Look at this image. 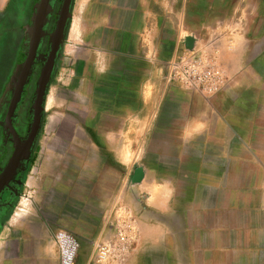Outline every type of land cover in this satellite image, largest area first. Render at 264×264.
I'll return each instance as SVG.
<instances>
[{
    "label": "crops",
    "instance_id": "1",
    "mask_svg": "<svg viewBox=\"0 0 264 264\" xmlns=\"http://www.w3.org/2000/svg\"><path fill=\"white\" fill-rule=\"evenodd\" d=\"M202 30L221 74L211 93L165 78ZM263 69L264 0H73L37 181L69 205L101 181L74 234L90 244L124 229L128 246L90 264H264ZM66 163L73 171L59 172ZM17 210L1 228L0 264H58L43 218L28 203Z\"/></svg>",
    "mask_w": 264,
    "mask_h": 264
},
{
    "label": "flooded vegetation",
    "instance_id": "2",
    "mask_svg": "<svg viewBox=\"0 0 264 264\" xmlns=\"http://www.w3.org/2000/svg\"><path fill=\"white\" fill-rule=\"evenodd\" d=\"M61 1L47 0L36 37L33 36V26L41 0H5L0 8V230L11 215L24 171L36 147L40 128L29 146L27 156L18 158L13 168L7 170L15 150L23 155L22 146L30 127L36 82L44 63L41 56H47L49 36ZM32 51L34 58L19 85V77ZM60 52L61 48L55 58L52 74ZM14 95L16 100L10 108L7 123Z\"/></svg>",
    "mask_w": 264,
    "mask_h": 264
},
{
    "label": "rangeland",
    "instance_id": "3",
    "mask_svg": "<svg viewBox=\"0 0 264 264\" xmlns=\"http://www.w3.org/2000/svg\"><path fill=\"white\" fill-rule=\"evenodd\" d=\"M2 5L3 4L0 5V8L2 7ZM204 6L205 5L202 3L194 5V14H203ZM189 8H191V6H189ZM71 9H72V4H71ZM218 10H222V7L220 6ZM190 16H191V13H190ZM194 22L195 20L189 17L187 23L191 24ZM202 31L199 35H195L193 37V43L191 44V47H186V44L184 42L181 46V51L184 53H190L194 51V53L192 54H197V55H200V53L201 54L203 53V57H205L204 60L210 61L211 51L209 50V47L211 46L213 42L211 41L213 40L212 39L213 37L208 36V33H205L206 30H202ZM219 47L222 48V45H219ZM214 66L216 67V69H218V66H216L215 64ZM263 72H264V69H263ZM53 74L51 75L48 87L52 81ZM48 87H47V90H48ZM255 91L256 90L252 89V93H255ZM262 92H264V87L262 89ZM45 116H46V113L43 108L42 117H41V125H40V130H39L34 154L32 158L30 159L29 163L27 164V167L24 171L22 182L20 183V186H19V194L16 199L15 205L11 211L10 217L14 214V212L18 211L17 209L20 205L22 204L26 205L28 203V206L33 207V209H35V213L37 214V216L40 218H43V220L46 222L48 233L53 234L58 228H61V227L54 228L53 224H60L64 226L65 228H67L65 230L72 233L75 237L76 235L74 234V232L76 234L79 233L82 236V232H83L82 230H84L82 228V225L86 224V221H88L87 217L89 214H91V210L94 209V200L98 198V195L96 196L95 194H93V191H98L100 187L98 186V184H100L101 181L92 182L93 187H95V190H93L92 188L91 190L92 195H90L89 197H87L86 195L77 194L76 196L72 197V199L70 198L74 202L72 205L68 204L70 203V200L68 201V199H66L65 201L64 196L62 197V196L51 195L52 192H49L46 181L41 183L38 186V181H37L38 176L41 175L43 171H45V169L48 170V167H49L47 163V161H49L48 154L45 151L46 146H47V134L44 129V125L46 121ZM72 168L73 166L71 164L69 165L66 163V164L61 165L58 170L59 172L60 171L61 172H67V171L72 172L73 171ZM81 184L85 187L87 186L89 187V185H91V180L87 181L86 183L84 181H81ZM85 187L82 188L83 191L85 190ZM36 189H39V191H37ZM77 189L81 191L78 187ZM56 199H59V203L57 202ZM88 201L90 202L88 203ZM65 206L70 207L71 209L70 212L62 211L63 208H66ZM49 223L51 225H49ZM122 230H123L122 232H126L124 229ZM76 239L79 242L80 248H83L86 250L87 248L88 249L91 248L93 244L92 242L89 244L88 240L86 239L81 240V239H78L77 237ZM104 242L110 245L111 250L114 249L116 247L115 235L112 233L106 235L102 239V243ZM90 250H89V254H90ZM89 256L90 255H87V257L85 258V261H89L88 260Z\"/></svg>",
    "mask_w": 264,
    "mask_h": 264
},
{
    "label": "built area",
    "instance_id": "4",
    "mask_svg": "<svg viewBox=\"0 0 264 264\" xmlns=\"http://www.w3.org/2000/svg\"><path fill=\"white\" fill-rule=\"evenodd\" d=\"M166 81L176 86L192 88L202 92H215L221 84V74L214 64L204 60L200 55L181 52L169 62L165 71ZM118 251H125L128 238L120 230L115 233ZM52 239L56 245L58 264H90L104 261L111 250L108 243L95 239L92 243L89 261L80 260V245L76 237L69 231L58 228Z\"/></svg>",
    "mask_w": 264,
    "mask_h": 264
},
{
    "label": "water",
    "instance_id": "5",
    "mask_svg": "<svg viewBox=\"0 0 264 264\" xmlns=\"http://www.w3.org/2000/svg\"><path fill=\"white\" fill-rule=\"evenodd\" d=\"M72 1L73 0H62L60 7L57 11L55 24L49 36V50H48L47 56L46 57L41 56L42 59H44V63H43L42 69L40 71V74L36 82V89H35V93L33 97V102L31 105L32 116H31L30 127H29L27 137L22 146L23 155H19V153L17 154V150H15L9 161L7 170L13 168L18 158L21 159L27 156L29 146L32 140L35 138L38 132V129L40 128L42 111L44 107V99H45L47 87H48V84L51 78L55 58L60 48L62 47L63 41L65 39L67 24L71 17ZM45 4L47 5V0H41L40 5L38 6V11L36 13L35 22L33 26V31H34L33 36L34 37H36L37 34L39 33V30L41 27L40 22L42 20L43 12H45V10L43 9ZM185 44H186V47H191L192 41L190 40V38L186 39ZM33 58H34V52L32 51L30 53L29 58L27 59V62H26L27 65L19 77V80H18L19 85L22 83V81L26 77ZM15 100H16V96L14 95L11 100L10 107H9V111L7 115V123L10 117L9 116L10 108L14 104Z\"/></svg>",
    "mask_w": 264,
    "mask_h": 264
},
{
    "label": "bare ground",
    "instance_id": "6",
    "mask_svg": "<svg viewBox=\"0 0 264 264\" xmlns=\"http://www.w3.org/2000/svg\"><path fill=\"white\" fill-rule=\"evenodd\" d=\"M4 0H0V5L3 3Z\"/></svg>",
    "mask_w": 264,
    "mask_h": 264
}]
</instances>
